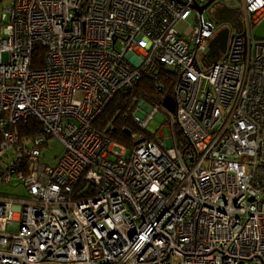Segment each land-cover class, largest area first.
I'll return each instance as SVG.
<instances>
[{
	"label": "built area",
	"instance_id": "2783aa9c",
	"mask_svg": "<svg viewBox=\"0 0 264 264\" xmlns=\"http://www.w3.org/2000/svg\"><path fill=\"white\" fill-rule=\"evenodd\" d=\"M210 1L12 0L0 17V186L15 176L27 196H0V264H264V40L252 38L264 0L219 4L227 23L212 5L191 8ZM191 16L184 36L175 27ZM162 69L175 80L164 135L133 133L129 150L94 129L116 95ZM161 109L139 102L133 123L145 131ZM28 119L43 135L20 138ZM52 137L62 151L43 164Z\"/></svg>",
	"mask_w": 264,
	"mask_h": 264
},
{
	"label": "trees",
	"instance_id": "16d2710c",
	"mask_svg": "<svg viewBox=\"0 0 264 264\" xmlns=\"http://www.w3.org/2000/svg\"><path fill=\"white\" fill-rule=\"evenodd\" d=\"M42 55L43 51L36 47L32 61L34 68L40 67ZM174 83L175 80L172 73L166 69H162L156 82H152L147 78L141 79L131 90L124 94L116 95L108 103L104 111L94 121V129L131 150L135 141L132 140L130 135L140 132L145 134V131L136 127L132 119V114L136 111L138 103L144 102L150 106H162V101L165 97H172ZM16 129L21 139H33L43 135L41 125L35 119H28L19 123ZM171 134L178 145L184 143L176 127H173ZM147 137L150 138L149 136ZM84 186V182H80L77 185V195Z\"/></svg>",
	"mask_w": 264,
	"mask_h": 264
},
{
	"label": "rangeland",
	"instance_id": "374dc122",
	"mask_svg": "<svg viewBox=\"0 0 264 264\" xmlns=\"http://www.w3.org/2000/svg\"><path fill=\"white\" fill-rule=\"evenodd\" d=\"M223 2L228 7H233L235 0H223ZM12 0H3L0 4V17L5 14V21L9 19V13L5 10L11 7ZM204 17L207 19V13H204ZM193 16H191L187 22H180L176 25L175 29L182 35L188 36L192 32V22ZM6 23V22H4ZM252 38L256 40H264V22L260 23L256 27L252 29ZM134 114V113H133ZM132 114V115H133ZM175 114V106L173 99L171 97H165L162 101V109L161 111L155 113L153 119L149 122L147 127L145 128V134L143 132L135 133L137 134L136 140H141L143 138L153 137L160 132L164 135L166 133L167 127V117L169 115ZM46 138V137H45ZM62 151V144L60 143L57 137H52L47 139V145L41 149V160L40 162L43 164L52 165L54 160L59 157V154ZM116 152H119L116 149ZM18 181L15 176L11 177L10 186L3 185L0 186V196L8 197V198H25L27 196L26 191L22 186H17Z\"/></svg>",
	"mask_w": 264,
	"mask_h": 264
},
{
	"label": "water",
	"instance_id": "95a60500",
	"mask_svg": "<svg viewBox=\"0 0 264 264\" xmlns=\"http://www.w3.org/2000/svg\"><path fill=\"white\" fill-rule=\"evenodd\" d=\"M216 1L218 0H211L209 3L203 6L192 5L191 8L197 11L198 13H201L202 11H204L206 8H208L211 5L213 6V8H215L217 5L219 6L218 3H214ZM219 7L220 8L217 11L218 12V23H227L229 20V9L225 6L223 7L219 6ZM227 35H228L227 29H223L222 31L219 32L218 36L211 42L210 49L213 48V50H211L209 54L211 58L217 59L219 56V51L221 53H224ZM219 42L221 43V46H220V50L217 51L216 49H214V45Z\"/></svg>",
	"mask_w": 264,
	"mask_h": 264
},
{
	"label": "flooded vegetation",
	"instance_id": "af4514ba",
	"mask_svg": "<svg viewBox=\"0 0 264 264\" xmlns=\"http://www.w3.org/2000/svg\"><path fill=\"white\" fill-rule=\"evenodd\" d=\"M218 4H222V5H223V0H219ZM219 8H220V7L217 5L214 9H215L216 11H218Z\"/></svg>",
	"mask_w": 264,
	"mask_h": 264
},
{
	"label": "crops",
	"instance_id": "0c3cea01",
	"mask_svg": "<svg viewBox=\"0 0 264 264\" xmlns=\"http://www.w3.org/2000/svg\"><path fill=\"white\" fill-rule=\"evenodd\" d=\"M228 9H229V15H231V14H230V9H231V8H228Z\"/></svg>",
	"mask_w": 264,
	"mask_h": 264
}]
</instances>
